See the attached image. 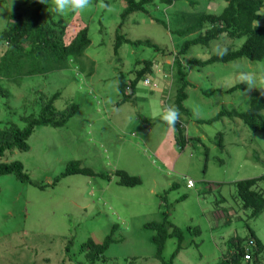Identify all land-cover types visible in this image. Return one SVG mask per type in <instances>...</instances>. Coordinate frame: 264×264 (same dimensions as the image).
<instances>
[{"label": "rangeland", "instance_id": "obj_1", "mask_svg": "<svg viewBox=\"0 0 264 264\" xmlns=\"http://www.w3.org/2000/svg\"><path fill=\"white\" fill-rule=\"evenodd\" d=\"M35 3L0 0V34L9 16L21 13L28 18ZM193 3L190 6L185 0L171 7L156 3L146 7L147 15L134 13L123 22L119 33L124 38L150 41L164 55L128 44L115 54L116 31L126 7L123 0H90L83 12L63 15L53 10L51 2L45 6L42 25L60 20L64 44L86 29L90 45L82 57L69 61L66 70L0 80V87L8 92L0 97V130L23 129L22 118L37 116L42 100L55 93H60L54 102L57 111L71 104L78 107L64 127L34 128L27 140L28 151H7L0 159L20 162L32 183H21L11 175L0 177V264H90L82 245L88 240L103 243L113 226L117 227L114 242L94 264H161L155 258V232L145 226L164 217L185 231L183 250L173 264H220L225 242L249 237V229L264 246V210L250 219V210L242 208L234 186L264 176V133L251 131L237 118L198 122L209 121L222 110L245 112L253 91L264 92V60L187 66L186 114L178 110L175 127L162 120L165 108L177 109L173 55L185 40L197 36H176V21L184 12L218 15L226 5L223 0ZM261 13L263 19L257 25L264 26V9ZM153 19L166 22L167 29ZM244 40L223 36L208 47L192 46L183 63L237 50ZM4 48L0 43V57ZM144 60L154 62L152 74L138 82L131 101L117 106L119 75L129 83L139 68L136 62ZM241 73L250 74L254 86L228 93L242 83ZM73 161L111 180L75 175L52 187ZM115 171L138 177L141 184L119 186ZM187 181L193 187L188 188ZM263 183H259L262 188ZM175 248V239L166 241L165 261ZM259 260L264 264V253Z\"/></svg>", "mask_w": 264, "mask_h": 264}, {"label": "trees", "instance_id": "obj_2", "mask_svg": "<svg viewBox=\"0 0 264 264\" xmlns=\"http://www.w3.org/2000/svg\"><path fill=\"white\" fill-rule=\"evenodd\" d=\"M126 4L125 9L120 15L121 23L116 31V44L114 52L117 55L118 49L122 44L134 47H147L155 52L164 55V50L154 45L150 41H130L124 38L119 30L123 22L134 13L148 14L147 6L159 3L165 7H171L175 2L185 0H123ZM193 6L195 0H187ZM226 5L218 15L203 12H184L176 21V29L173 33L180 38H187L190 35H197L195 38L185 40L173 55L171 70L173 71V82L175 88L174 105L177 109L186 114L183 103L187 99L186 89L190 86L187 79L186 67L194 65L203 68L215 63L227 64L239 59H246L252 62L264 60V26L257 25L261 22L264 0H223ZM46 4L39 0L32 9L30 17L26 18L21 13L12 14L8 18L6 28L0 34V43L5 48L0 57V80L14 81L21 77H31L66 70L71 59H78L83 56L85 50L90 45L87 30L81 29L68 44H64V26L60 20L42 25V11ZM156 23L167 29L166 22L153 19ZM230 39L244 38L243 44L237 50H230L223 55H212L205 61L191 59L183 63L190 47L201 45L208 47L210 42L219 40L221 37ZM133 72L134 78L127 83L123 74L118 78V90L120 101L117 106L123 105L132 100L138 82L146 80L152 74L154 62L152 60L137 61ZM248 89L245 83H241L229 89L227 92ZM130 91L127 94V91ZM8 92L0 87V97H7ZM60 93H55L46 100H42L41 109L37 116L22 118L26 124L23 129L16 126L0 130V159L7 151H28L27 140L32 135L34 128L48 126L51 128L64 127L68 121L77 113L78 107L71 104L64 111L59 112L54 107V102ZM237 118L243 122L253 132L264 133V92L256 90L250 100L249 107L245 112L220 111L209 121H198L199 123L212 124L222 118ZM179 147L183 148L182 141ZM222 147V144L220 145ZM11 175L21 183L32 184L29 176L24 172L23 165L18 161L9 163L0 162V177ZM81 175L89 178L99 177L107 181L111 180L109 175L95 174L92 170L82 168L81 163L73 161L67 164L65 170L55 178L52 183L54 187L61 179ZM116 184L126 188H134L141 184L138 177L128 175L124 171H115ZM264 182V176L238 181L234 183L237 198L242 208L250 210L249 218L253 219L264 210V187L259 183ZM264 184V183H263ZM46 186H38L44 190ZM155 232L153 243L156 246L155 258L161 264H173L174 258L183 250L185 231L167 221L164 217L160 223H150L145 226ZM117 229L113 226L111 232L104 239L103 243L96 245L88 240L82 245V250L90 264L103 258L109 246L114 242L113 234ZM199 233V231L197 232ZM175 239L176 248L169 261L163 259L162 253L167 240ZM226 254L220 264H244V255L250 254L251 262L248 264H261L259 257L264 253V246L256 237L254 232L249 229V237L241 239L234 237L225 242Z\"/></svg>", "mask_w": 264, "mask_h": 264}, {"label": "clouds", "instance_id": "obj_3", "mask_svg": "<svg viewBox=\"0 0 264 264\" xmlns=\"http://www.w3.org/2000/svg\"><path fill=\"white\" fill-rule=\"evenodd\" d=\"M42 4H48L51 2L53 10L60 15L65 14L66 12L71 13H80L86 10L90 5V0H39ZM103 7H108L103 5ZM223 52H220V55H223ZM239 81L245 83L248 88H252L255 84V80L250 74L241 73L238 76ZM180 113L175 107H168L163 110L162 120L171 127H175Z\"/></svg>", "mask_w": 264, "mask_h": 264}, {"label": "built area", "instance_id": "obj_4", "mask_svg": "<svg viewBox=\"0 0 264 264\" xmlns=\"http://www.w3.org/2000/svg\"><path fill=\"white\" fill-rule=\"evenodd\" d=\"M187 187L188 188L193 187V183L191 181H187ZM250 262H251V256H250V254L247 253L244 255V264H248Z\"/></svg>", "mask_w": 264, "mask_h": 264}, {"label": "crops", "instance_id": "obj_5", "mask_svg": "<svg viewBox=\"0 0 264 264\" xmlns=\"http://www.w3.org/2000/svg\"><path fill=\"white\" fill-rule=\"evenodd\" d=\"M257 89H255L253 92H255Z\"/></svg>", "mask_w": 264, "mask_h": 264}]
</instances>
